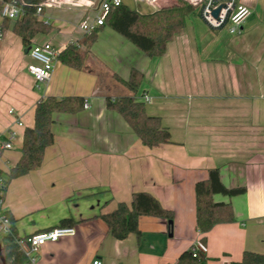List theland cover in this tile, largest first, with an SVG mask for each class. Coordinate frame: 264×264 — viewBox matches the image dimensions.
<instances>
[{
    "label": "crops",
    "instance_id": "0c3cea01",
    "mask_svg": "<svg viewBox=\"0 0 264 264\" xmlns=\"http://www.w3.org/2000/svg\"><path fill=\"white\" fill-rule=\"evenodd\" d=\"M71 1L36 13L50 28L30 45L49 41L59 53L75 44L84 52L83 64L74 68L56 57L49 80L38 89L27 71L31 60L13 32L15 20L0 18V132L16 133L12 148L0 154L2 176L20 156L23 131L33 126L40 98L81 96L89 104L56 113L53 143L41 165L6 185L3 206L18 236L60 226L62 219H69L63 227L74 229L40 246L34 264H90L95 257L102 264H176L201 236L194 186L215 167L224 185L245 191L213 196L229 203L235 217L205 234L206 264L239 261L244 250L264 256V0H242L251 13L238 35L211 30L190 13L158 56L147 55L107 24L96 28L90 42L78 25L94 16L97 0ZM122 4L146 14L179 3ZM131 69L141 73L134 95L168 129L169 143L143 145L107 107V96L132 94L124 83ZM143 94L151 100L145 102ZM137 191L152 194L173 218L141 216L139 238L131 233L116 239L100 216L118 202L129 204Z\"/></svg>",
    "mask_w": 264,
    "mask_h": 264
},
{
    "label": "trees",
    "instance_id": "16d2710c",
    "mask_svg": "<svg viewBox=\"0 0 264 264\" xmlns=\"http://www.w3.org/2000/svg\"><path fill=\"white\" fill-rule=\"evenodd\" d=\"M8 1H15L23 10V15L14 21L13 32L21 38L25 48L30 46L31 39L35 35L49 31L50 26L39 20L36 14L37 6L44 0ZM178 3L173 6L160 7L146 14L121 4L109 10L103 25L110 26L147 55H162L167 42L182 31L186 17L195 10L182 0H178ZM3 20L9 21L10 19L4 18ZM95 31L96 29L86 34L90 42L94 40ZM57 57L64 64L79 68L84 61V52L79 51L75 44L70 43L58 53ZM140 79L141 73L136 69H131L129 78L124 83L132 94L107 96L106 105L124 118L143 145L152 148L169 143L168 129L161 125L158 116L147 114L144 102L134 95ZM83 102L84 98L81 96L62 98L45 96L36 102L33 126L26 127L23 131L20 156L7 173L6 183L41 165L45 149L53 143L54 115L60 112H77L83 108ZM244 191L243 186L227 187L224 185L217 167L210 168L207 177L195 183L196 226L201 233L200 240L205 242V234L215 224L232 221L235 217L229 203L216 201L213 196L215 194L235 196ZM5 213L9 217L12 230V234L0 236L1 252L5 258V264H27V256L14 241L16 231L12 219L8 212L5 211ZM147 215L160 217L167 221L173 218V212L164 208L152 194L146 191L133 192L129 204L118 202L114 210L100 217L107 224L114 238L124 239L131 233L139 238V218ZM68 220L62 219L60 226L68 225ZM176 264H206V256L202 253L194 256L189 247L180 253ZM229 264H264V256L244 250L239 261Z\"/></svg>",
    "mask_w": 264,
    "mask_h": 264
},
{
    "label": "built area",
    "instance_id": "2783aa9c",
    "mask_svg": "<svg viewBox=\"0 0 264 264\" xmlns=\"http://www.w3.org/2000/svg\"><path fill=\"white\" fill-rule=\"evenodd\" d=\"M146 5H155L157 0H138ZM183 2L191 5L197 10L199 18L204 24L211 30L224 29L230 35H238L241 33L242 24L245 19L250 15L251 9L242 0H182ZM74 3L71 0H44L37 6L36 13H40L45 6H53L59 3ZM122 4V0H97V10L93 17L86 16L82 19L78 25L79 29L84 34H90L98 26L103 25L105 16L112 7ZM218 9L214 14V10ZM23 15L22 8L15 1L0 0V18H8L10 20H16ZM2 35V26L0 23V36ZM58 55V51L49 42L34 43L29 46L27 56L30 58V62L27 64V71L33 77L34 87L39 88L41 84L46 83L52 73L53 63ZM145 102H149L151 97L143 94L142 96ZM83 107H89L86 100L83 102ZM9 114H13L14 110L10 108ZM16 123L22 126V122L18 119ZM16 133L13 129H9L6 132H0V154L9 150L13 146V140ZM6 178L0 174V236L6 234H12L10 220L5 213L4 191L6 188ZM74 229L71 227L57 226L49 230L35 232L27 236H14L15 243L27 256L28 263L34 264L36 261V255L40 248L45 243L55 242L62 236L72 235ZM193 255L197 253L206 254V244L196 238L190 245ZM90 264H102L101 260L97 257L93 258Z\"/></svg>",
    "mask_w": 264,
    "mask_h": 264
},
{
    "label": "water",
    "instance_id": "95a60500",
    "mask_svg": "<svg viewBox=\"0 0 264 264\" xmlns=\"http://www.w3.org/2000/svg\"><path fill=\"white\" fill-rule=\"evenodd\" d=\"M217 11H218V9H215L213 13L216 14ZM28 49H29V46L27 48H25V53H27ZM169 222H171V221H169ZM0 262H1V264H5V258L3 257V254L1 252V244H0Z\"/></svg>",
    "mask_w": 264,
    "mask_h": 264
},
{
    "label": "rangeland",
    "instance_id": "374dc122",
    "mask_svg": "<svg viewBox=\"0 0 264 264\" xmlns=\"http://www.w3.org/2000/svg\"><path fill=\"white\" fill-rule=\"evenodd\" d=\"M129 3H130V5H132L131 3H133V2L129 1ZM194 13H195L196 16H198V13H197V10L196 9H195ZM15 147H16L15 150L18 152L19 151V144L16 143V146Z\"/></svg>",
    "mask_w": 264,
    "mask_h": 264
}]
</instances>
